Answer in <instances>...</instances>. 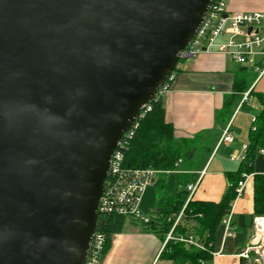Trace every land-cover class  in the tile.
<instances>
[{
  "label": "water",
  "instance_id": "obj_1",
  "mask_svg": "<svg viewBox=\"0 0 264 264\" xmlns=\"http://www.w3.org/2000/svg\"><path fill=\"white\" fill-rule=\"evenodd\" d=\"M212 1L0 0V264H84L110 156Z\"/></svg>",
  "mask_w": 264,
  "mask_h": 264
},
{
  "label": "crops",
  "instance_id": "obj_2",
  "mask_svg": "<svg viewBox=\"0 0 264 264\" xmlns=\"http://www.w3.org/2000/svg\"><path fill=\"white\" fill-rule=\"evenodd\" d=\"M229 13H262L264 0H227ZM249 71L255 74L251 79ZM264 95V73L261 76L251 67L231 63L215 51L203 52L181 59L169 82V89L160 97L165 122L170 124L177 142L193 143L192 159L172 172H157L151 186L144 192L140 211L147 217L161 218L170 213L168 200L194 181L199 180L192 200L219 203L227 188L226 173L236 172L246 151L252 118L260 111L250 95L242 107L231 97L242 98L246 92ZM241 101V100H240ZM227 102V107H226ZM229 127L232 141L219 143L223 131ZM253 175H264V150H258L253 160ZM253 175L249 176L243 193L231 205L230 236L220 224L210 243L208 264H258L257 250L264 233L254 229L257 217L253 213ZM181 201L187 196L182 194ZM164 240L129 219L122 229L111 236L110 248L100 264H175L158 256ZM249 249L248 258L241 255ZM218 253V254H217Z\"/></svg>",
  "mask_w": 264,
  "mask_h": 264
},
{
  "label": "built area",
  "instance_id": "obj_3",
  "mask_svg": "<svg viewBox=\"0 0 264 264\" xmlns=\"http://www.w3.org/2000/svg\"><path fill=\"white\" fill-rule=\"evenodd\" d=\"M211 51L222 54L231 63L251 67L257 76H261L264 73V14L258 12L232 14L228 12L227 0H213L195 34L182 52L181 59L191 58L200 53ZM171 79L172 77L161 86L152 102L159 100L169 89V81ZM247 101H250L249 92L242 95L238 108ZM152 102L140 110L138 117L121 136L110 156L108 172L97 206L98 218L114 215L144 224L149 222V218L140 211V203L144 192L152 185L157 172L150 168L134 169L125 167L124 154L139 126L140 120L151 110ZM253 121L254 118H252ZM231 141L232 137L229 127H227L223 131L219 143L229 144ZM180 163L181 160H178L175 163V167ZM248 177V175H242V180L238 182L235 190L236 197L242 195ZM198 184L199 180L186 187L188 192L187 200L166 233L158 256L168 242L183 243L199 251L206 250V246L198 239L190 236H178L175 233L177 225L184 216V208L195 193ZM231 217V212H229L221 221L226 236H230ZM260 220L263 219L255 220L254 229L257 233L263 234ZM103 244V234L95 230L84 264H100ZM248 253L249 249L241 256L248 258ZM210 255L214 256L216 254L211 252ZM256 261L258 264H264V240L258 246ZM199 264H204V262L200 260Z\"/></svg>",
  "mask_w": 264,
  "mask_h": 264
},
{
  "label": "trees",
  "instance_id": "obj_4",
  "mask_svg": "<svg viewBox=\"0 0 264 264\" xmlns=\"http://www.w3.org/2000/svg\"><path fill=\"white\" fill-rule=\"evenodd\" d=\"M171 77H173V74ZM249 94L259 104L260 111L252 122L248 134L246 151L238 170L226 173L228 185L219 203L194 201L192 200V196L186 204L183 211L184 216L175 230L178 236H190L198 239L206 246V250L199 251L183 243L168 242L159 255L161 260L173 263L175 260L182 258L187 260L189 264H199L200 260L204 264L209 263V255L211 253L210 243L213 241L216 229L221 224L222 219L230 212L231 205L236 199L235 190L238 182L242 180L243 174L248 176L253 175L252 166L254 157L258 150H264V95L253 94L251 91ZM230 100L238 104L241 97L235 98L233 96ZM242 105L243 103L241 107ZM194 152L195 147L192 142L186 140L177 142L174 138L173 128L165 122L164 110L159 99L151 103V110L140 120L139 126L124 154V166L134 169L150 168L156 172L167 173L175 171V163L178 160L184 162V166H186L187 162L192 159ZM252 179L253 213L257 217L264 218V175H253ZM182 194L188 197L187 190H184L169 198L168 204L172 207L170 213L164 214L161 218L150 216L148 217L149 222L146 224L134 222L140 224L145 231L159 237L161 236V240H164L166 233L173 224L175 216L184 206L185 202L180 200ZM125 218L109 215L97 219L96 230L104 236L101 252L102 258L110 248L111 236L122 229Z\"/></svg>",
  "mask_w": 264,
  "mask_h": 264
},
{
  "label": "rangeland",
  "instance_id": "obj_5",
  "mask_svg": "<svg viewBox=\"0 0 264 264\" xmlns=\"http://www.w3.org/2000/svg\"><path fill=\"white\" fill-rule=\"evenodd\" d=\"M248 75H249V77L251 79L255 78V74H253L251 71H249ZM128 221H129V218H125V222L128 223ZM175 264H186V262L185 261L178 260Z\"/></svg>",
  "mask_w": 264,
  "mask_h": 264
},
{
  "label": "bare ground",
  "instance_id": "obj_6",
  "mask_svg": "<svg viewBox=\"0 0 264 264\" xmlns=\"http://www.w3.org/2000/svg\"><path fill=\"white\" fill-rule=\"evenodd\" d=\"M260 226L262 228V231L264 232V219L260 220Z\"/></svg>",
  "mask_w": 264,
  "mask_h": 264
}]
</instances>
